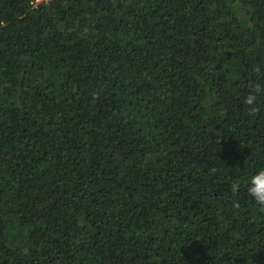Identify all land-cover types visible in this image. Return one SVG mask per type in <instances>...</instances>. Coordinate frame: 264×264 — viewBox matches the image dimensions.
<instances>
[{
  "label": "trees",
  "instance_id": "1",
  "mask_svg": "<svg viewBox=\"0 0 264 264\" xmlns=\"http://www.w3.org/2000/svg\"><path fill=\"white\" fill-rule=\"evenodd\" d=\"M255 84L264 0H0V264H264Z\"/></svg>",
  "mask_w": 264,
  "mask_h": 264
},
{
  "label": "clouds",
  "instance_id": "2",
  "mask_svg": "<svg viewBox=\"0 0 264 264\" xmlns=\"http://www.w3.org/2000/svg\"><path fill=\"white\" fill-rule=\"evenodd\" d=\"M49 0H30L33 9L37 8L41 3L47 6ZM256 71H260L259 66H256ZM264 96V85L255 84L251 90L244 96V105L249 116H254L259 111L258 101ZM215 171V170H213ZM247 194L254 201L258 211L264 213V167H260L247 177ZM241 189V182L234 181L231 184V192L236 196ZM235 207L239 206L238 200L233 201Z\"/></svg>",
  "mask_w": 264,
  "mask_h": 264
},
{
  "label": "built area",
  "instance_id": "3",
  "mask_svg": "<svg viewBox=\"0 0 264 264\" xmlns=\"http://www.w3.org/2000/svg\"><path fill=\"white\" fill-rule=\"evenodd\" d=\"M52 1V0H49V2Z\"/></svg>",
  "mask_w": 264,
  "mask_h": 264
}]
</instances>
